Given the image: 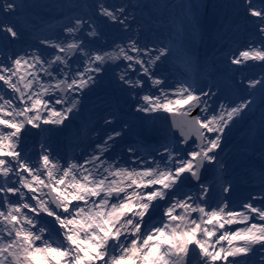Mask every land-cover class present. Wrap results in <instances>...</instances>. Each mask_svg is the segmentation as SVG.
I'll use <instances>...</instances> for the list:
<instances>
[{
	"label": "snow or ice",
	"instance_id": "6c2138e0",
	"mask_svg": "<svg viewBox=\"0 0 264 264\" xmlns=\"http://www.w3.org/2000/svg\"><path fill=\"white\" fill-rule=\"evenodd\" d=\"M22 7L0 0V264H249L257 254L264 264V193L238 208L227 199L213 204L203 178L223 172L224 135L255 102L250 97L258 90L264 101V0L236 5L253 30L228 57L245 95L218 107L211 86L168 84L162 65L174 55L171 42L142 38L132 5H83L90 11L18 50ZM113 29L123 37L111 39ZM249 62L260 66L259 78L244 75ZM109 70L137 113L179 116V137L114 156L125 123L106 138L89 136L71 156L44 140L28 149L31 130L65 126Z\"/></svg>",
	"mask_w": 264,
	"mask_h": 264
},
{
	"label": "rangeland",
	"instance_id": "374dc122",
	"mask_svg": "<svg viewBox=\"0 0 264 264\" xmlns=\"http://www.w3.org/2000/svg\"><path fill=\"white\" fill-rule=\"evenodd\" d=\"M41 0H35L34 3H38ZM63 0H53V2H61ZM83 2V0H73L71 2V5L73 4H77L76 9H80V12L82 14H84L85 12H89L88 9H85L82 5L81 2ZM116 0H105L106 3H114ZM129 0H118V3H126L128 4ZM187 0H178L176 2L177 5H183L184 6V17H181L180 15L174 19L171 20L172 16L169 18L172 21V25H170V23L165 19L168 15L167 13L165 14V17L160 16V15H150L148 14L147 16V10L149 8H153L155 5V3L153 4L152 2H150L149 0H140V4L137 6L136 9H133V11L137 12V14L141 11L143 17L141 18L142 24L145 25V27L147 28L146 33L143 34V37H146L150 40L155 41L156 43H160L161 41H166V43L169 42H174V44H171L173 47V50H176L177 47H179V49L184 50L185 52H189L191 54V52L193 50H195L200 56L201 58L204 57V59H212L216 61L215 65H221L222 64V59H225V57L228 55L226 53L227 49L231 52H234L236 49L235 45L230 44L229 39L231 38V36L235 35V33H237L239 26H243L244 28L246 27L247 29H251V27L248 25V23L245 21L244 17H243V13L236 7V5L239 3V0H190L188 2L187 5H185ZM146 2V3H145ZM18 3L20 4H28V6L31 5V3H29V0H18ZM45 6L46 3H44ZM74 7L70 6L69 9H73ZM68 9V10H69ZM76 9L74 8V11H76ZM37 10V9H36ZM160 10V9H159ZM31 14L34 15L36 14V11L34 10H30ZM20 12V11H19ZM44 11H42L43 13ZM44 14H48V16L51 15V13H44ZM152 14V13H151ZM170 14V13H169ZM138 17V15H137ZM161 19H164V21L166 22V26L163 29V31L160 32H156V30L158 29V27L160 26L159 21ZM183 21L185 23L184 28L178 26L179 22ZM17 22V27L20 29L19 25H18V21ZM225 26V27H224ZM234 26V27H233ZM223 28H225L223 30ZM230 29H234L233 31H230ZM225 31H230V35L229 33L226 34ZM53 35V33H49V36ZM175 35H177L175 37ZM161 37V38H160ZM226 38V40H225ZM251 38V37H250ZM165 39V40H164ZM29 39H25L21 42H23L22 44H25ZM31 42H33V40H29ZM187 41V44L185 45L184 42ZM233 43H235V39L231 40ZM35 42V41H34ZM188 62H194V59H190L188 60ZM252 65V63H251ZM258 70H253L251 72H248L247 75H255L257 73ZM261 71V68H260ZM111 70H109L107 72V74L105 73L103 77L100 78L101 83L100 85L102 86V89H106V82L107 78L109 77V74H111ZM217 70L214 69L213 74H216ZM209 74V73H208ZM231 75V73H229ZM172 75V72L168 73V75H166L167 80L170 79V76ZM245 75V74H244ZM261 75V73H260ZM259 75V76H260ZM210 76V74L208 75ZM218 76V75H216ZM246 76V75H245ZM258 73L256 78L259 77ZM227 77H229L228 75H225V73H223L221 75V78L223 80L227 81ZM240 79V76H239ZM238 79V80H239ZM204 80V79H203ZM172 82H175L174 80H171ZM169 82V81H168ZM202 82V81H201ZM229 82V79L228 81ZM236 81L229 83L228 87L231 84H234ZM176 83V82H175ZM225 84V82H223V85ZM121 87V85H120ZM233 90H231L232 93L235 92V90H237V88L235 86L231 87ZM91 93H88V98L91 97L90 95ZM98 100V99H97ZM260 103L262 105H264V101H262V99L260 98ZM88 105H93V103L89 104L88 102L85 103V106ZM92 108H96L95 106H93ZM262 109L260 110L259 114H263L264 113V107H261ZM106 109V108H105ZM135 110V109H134ZM137 113V112H136ZM144 114V113H142ZM258 114V115H259ZM134 115V113H133ZM145 115V114H144ZM160 115L158 118V121L160 123L164 122L165 116H167V114H157ZM257 115V114H256ZM151 121H154L156 119V117H148ZM256 120H259V117H255ZM72 120H76L74 118H72L70 121L66 122V125L58 128V133H61V135L65 132L70 131V128H72V134H75L76 128L78 126L72 125ZM71 125V127H70ZM163 127H165L164 125H162ZM94 127V126H93ZM55 128H52L51 131H53ZM264 132V121H262V124L260 125V128L258 130V134H261ZM41 132L37 131V130H32L30 133L27 134V136L24 138V142H33V140H37V139H33L34 136L38 135L41 136L40 134ZM49 134H47L46 132L44 133V138L41 137V140L45 139V141L47 142L49 139ZM234 140H236L235 138H233ZM261 140H263V137H261ZM38 150L39 148V144H34ZM221 177L223 178L224 175H221ZM229 202V201H228ZM196 260V258H193ZM256 263H258V260H254Z\"/></svg>",
	"mask_w": 264,
	"mask_h": 264
},
{
	"label": "bare ground",
	"instance_id": "6f19581e",
	"mask_svg": "<svg viewBox=\"0 0 264 264\" xmlns=\"http://www.w3.org/2000/svg\"><path fill=\"white\" fill-rule=\"evenodd\" d=\"M69 1L70 0H63L61 2H55L54 3L53 0H41L38 3H34L35 0H29V3H31L30 7H28V9H25V11L23 13H21V15H20V18H21V20L24 23H22L21 21H20V23H18V25L20 26V31L22 32L21 41L24 40V39H34V37L38 36V35H36L37 32L38 31L40 32L41 30H39V29L40 28L43 29V27H44V24H42V25L40 24L41 23L40 20H39L40 17H45L44 23H46V21H48L49 23H56V24L61 25V26L63 24H65V23H67L66 21L62 22V19L64 18L63 16L65 15L66 10H68L70 8V6L76 7L75 5H77L76 3L73 4V5H69ZM149 1L155 3L154 4L155 6L152 9H149L148 13L149 14L152 13L151 15H160L162 17L163 16L165 17V14L168 12L167 13L168 16L165 19L170 23V25H172V21L171 20L176 18V17H178L180 14H181L180 15L181 17H184L183 16V14H184V6L183 5H177L176 2L178 0H149ZM189 1L190 0H187L185 5H187ZM95 2H96V0H91L89 3H86L85 5H89L90 6L93 3H95ZM44 3H46V5H48V4L49 5L45 6ZM114 3H118V0H116ZM139 3H140V0H131L130 5H132L134 7V6H137ZM23 5H25V4H23ZM30 9L36 11V14L32 15ZM88 9H90V8H88ZM42 11H44V12L42 13ZM44 13H51V15L46 17L47 14H44ZM73 13H70V15L73 14ZM141 14L142 13L140 12V15ZM171 16H172V18L170 20L169 18ZM17 21H19V20L17 19ZM138 24H140V23H138ZM159 24H160V26L158 27L159 31H163V29L166 26V22L164 21V19H161L159 21ZM184 25H185V23L183 21H181V22H179L178 26L184 28ZM27 26H29L31 29H35L36 31L31 32L30 30H28ZM224 29L225 28H223V30ZM184 30H185V28H184ZM233 30L234 29H230V31H233ZM110 31L115 33V35H117L116 36L117 37L116 40L121 39V37L118 35L119 34L118 31H116L114 29L110 30ZM230 31H225V32H226V34L229 33V35H230V33H231ZM252 31H253L252 29H247L246 27L244 28V25L242 27L238 28L237 33H235V35L233 36V38L236 39L235 43H233V45H235V47H236L235 49H237V50L242 49L247 44V42L251 39L250 38L251 37L250 33ZM145 32H146V29H145ZM40 37H45V36L41 35ZM243 37H244L245 41H242ZM111 39H115V37H112ZM184 44L186 45L187 41L184 42ZM26 48L27 47H21L18 50H23V49H26ZM237 50L235 52H237V54H238ZM179 54H180V57L193 58V55L189 54V53L187 55H184V53H179ZM231 54H232V52L229 51L227 59L223 60V63L217 68V71H220V73H224V72H226L225 70H231V71H229L230 73H232L231 77H230V81H237L238 76L240 75V73L235 70L234 66L231 67L230 63L228 62V57ZM195 60L199 61L198 55L195 58ZM251 63L252 62H249V66L246 69H243V73L249 72L252 69H254V67H251ZM192 66H193V64L187 65L186 67H184L185 69H184L183 72L184 73H188L191 70H196V72H198V64L194 65V69H191ZM255 66H259V65H255ZM203 68H206V66H203ZM165 69L171 70V67H169V68L167 67ZM111 74H113V73L111 72ZM202 74H203V72H201L199 74V76L202 75ZM191 76H193V74L189 75V77H191ZM215 76L216 75H212L211 78H209L207 83L204 85L206 87L207 86H211L213 91H215L218 88V86H219V84L221 82V80L217 79ZM202 78H204V75H203ZM112 80L118 82V80L114 77V75H113V79ZM198 80L199 81H197V82H200V79H198ZM168 81H169V79L167 80V82ZM188 81H189V79H188ZM168 84L170 86H172V87H175L176 83H174L172 81H169ZM107 85L109 86V90L111 92H116L118 90V94L120 95V98H121V103L124 105L125 104V100H128V98L130 97L129 92L126 91V90L118 89V85H120L119 83L111 84V82L107 80ZM96 86H98V84ZM198 87H199V85H198ZM96 88L97 87H94L92 89V91L89 92V93H91L92 95L95 96L94 98H96V96H97ZM98 88L99 89L97 91L102 90L100 86H98ZM215 100L216 101L218 100V103H215V104H219L220 101H222V100L224 101L223 94L222 93L219 94ZM104 102H106V99H104ZM96 107H100V106H96ZM131 107L132 108L135 107V102L131 103ZM109 110H111V109H109ZM100 111H101V109L97 108V109H95L94 111L91 112L88 107H86L85 105H82L80 112L77 115H74L72 117V118H75V119L80 121L79 126H81V132L79 133V135L76 138H74V136L70 137L68 133L65 134V137L63 139L71 140V141H64L65 143L70 144L69 150L67 151L68 156L72 155V150H73V148L76 145H78V144L82 145L83 143H86L89 136H91L93 139H94L95 135L97 136V137H95V139H97L98 137H99V139H103V138L106 137L105 134H108V130L106 131L104 120L102 118L104 116H108L109 111L104 112L102 114L100 113ZM155 114L156 113H152V114H149V115L153 116ZM132 115H133V113H132ZM142 118L145 119V115L142 114V113H136V111H135L134 119L135 120H139L140 123H144V120H142ZM96 120L99 121L100 127L93 129L94 128L93 125L95 124L94 122ZM156 124H157V127L156 126H152L151 129L158 133V131H161L159 128H162L163 123L160 124L159 122H156ZM83 125H85V126H83ZM88 126H91V130H85L86 127L88 128ZM111 126L113 128H115L114 124H112ZM101 130H103V133L100 132ZM160 135H162V131H161ZM79 136H81V138ZM59 138H62V137H59ZM72 138H74V139H72ZM156 140L162 142V140L159 137H157ZM258 142H260V141H258ZM77 153H79V149L78 148H77ZM114 154H115V152H114V149H113V155ZM256 159L264 163V159L261 158L260 155H258L256 157ZM242 170H243V173L245 174V171L248 170V169L245 168V170H244V165H243L242 166ZM250 172H252L251 169H250ZM232 206L235 207L234 205H232ZM235 227H237V226H235ZM235 227L233 226V229Z\"/></svg>",
	"mask_w": 264,
	"mask_h": 264
},
{
	"label": "water",
	"instance_id": "95a60500",
	"mask_svg": "<svg viewBox=\"0 0 264 264\" xmlns=\"http://www.w3.org/2000/svg\"><path fill=\"white\" fill-rule=\"evenodd\" d=\"M174 120H175V123H176V127L174 128L173 127V129H174V133H175V135L177 136V137H179V122H180V117L179 116H177L175 119H172L171 120V122H172V126H173V124H174Z\"/></svg>",
	"mask_w": 264,
	"mask_h": 264
}]
</instances>
